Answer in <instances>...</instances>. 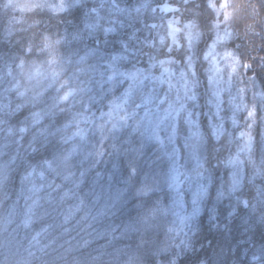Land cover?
<instances>
[{
  "label": "clouds",
  "instance_id": "obj_1",
  "mask_svg": "<svg viewBox=\"0 0 264 264\" xmlns=\"http://www.w3.org/2000/svg\"><path fill=\"white\" fill-rule=\"evenodd\" d=\"M0 264H264V0H0Z\"/></svg>",
  "mask_w": 264,
  "mask_h": 264
}]
</instances>
